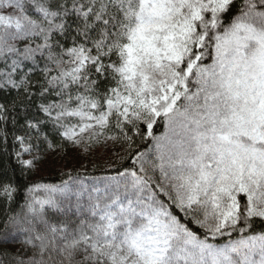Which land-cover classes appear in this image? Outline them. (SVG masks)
<instances>
[{"label": "snow or ice", "instance_id": "1", "mask_svg": "<svg viewBox=\"0 0 264 264\" xmlns=\"http://www.w3.org/2000/svg\"><path fill=\"white\" fill-rule=\"evenodd\" d=\"M0 91L22 177L124 153L101 184L28 182L0 264H264V0H0Z\"/></svg>", "mask_w": 264, "mask_h": 264}, {"label": "rangeland", "instance_id": "2", "mask_svg": "<svg viewBox=\"0 0 264 264\" xmlns=\"http://www.w3.org/2000/svg\"><path fill=\"white\" fill-rule=\"evenodd\" d=\"M68 150H71V152L56 156L55 163L52 162V156H49L47 160L43 162L36 171H34L36 178L38 179L43 176L56 174L59 176H65L64 180H68L69 177L65 173L71 172L75 182H83L85 185L101 184L103 177L115 174L103 173L85 175L83 173H97L112 170L120 161V156L123 155V152L119 147L111 148V150H109V148L104 146H97L90 152H83L82 150H76L72 147ZM113 153H116V155H113ZM41 183L59 184L60 182ZM24 210L26 211V209ZM22 239L23 238L21 237L15 242L1 245L4 248H8L15 252L17 249H22L23 246L20 242Z\"/></svg>", "mask_w": 264, "mask_h": 264}, {"label": "trees", "instance_id": "3", "mask_svg": "<svg viewBox=\"0 0 264 264\" xmlns=\"http://www.w3.org/2000/svg\"><path fill=\"white\" fill-rule=\"evenodd\" d=\"M14 96H15V92L5 93V92L0 91V103L11 104ZM17 111L20 112V115L18 117L19 122L23 123L25 113L19 108L17 109ZM27 114L29 116H33V115H38L41 117L43 116L42 113L37 112L35 105H33L30 109H28ZM8 127H9V133H10V135H9V152H11V140H12V136H11L12 126H11V124H9ZM161 131H163L162 126L159 127L158 129H156L157 134H159V132H161ZM17 134H20V133L18 132ZM50 139H51V137H50ZM17 147H18V145H17ZM69 148L70 147H68L67 150L62 154H66V153L71 152V150H68ZM127 163H130V161H128ZM12 168L16 169V179H17V183L20 186V192L17 194L15 201L11 205H5L2 202H0V220L4 219L6 215H11V214H15L17 212H21V210H22L21 206L25 203V200H24L25 191H24V189L27 187L28 182L39 181V182H48V183H59L62 180H64V177H65L62 175L59 176V175L55 174V175L43 176V177L37 179L35 176L36 174L34 172L27 175L26 177H22L20 175L19 167L15 163L14 157L9 156V155H5L3 152H0V171H3L5 169L11 170ZM117 169L122 170L121 161H119L118 164L116 165V167L112 170L104 171V172H97V173L85 172L83 174H85V175L103 174V173L115 174ZM0 228H2V224H0ZM4 249H8V248H4L0 244V251H3ZM8 250L13 252L10 249H8Z\"/></svg>", "mask_w": 264, "mask_h": 264}]
</instances>
